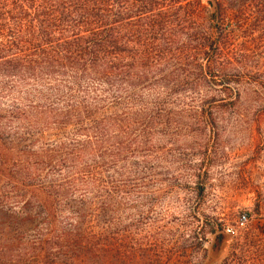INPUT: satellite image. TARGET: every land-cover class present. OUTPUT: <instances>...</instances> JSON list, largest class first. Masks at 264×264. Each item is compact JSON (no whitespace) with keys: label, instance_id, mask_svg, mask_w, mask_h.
<instances>
[{"label":"trees","instance_id":"16d2710c","mask_svg":"<svg viewBox=\"0 0 264 264\" xmlns=\"http://www.w3.org/2000/svg\"><path fill=\"white\" fill-rule=\"evenodd\" d=\"M212 1L211 10L210 0H0V147L14 128L23 154L12 163L0 158V188L10 185L16 190L11 197L24 200V225L47 222L30 243L0 241V256L17 251L18 259L32 264H87L113 251L99 242L102 208L83 210L80 200L66 223L54 219L59 210L46 192L57 189L56 197L64 186L75 187L74 172L56 185L43 186L42 177L64 160L80 161L90 140L100 142L109 133L105 140L116 143L109 137L122 125L124 108L143 114L137 121L145 131L146 109L162 106L161 93L176 85L166 75L192 74L218 100H239V82L258 74L257 61L249 63L264 59V0ZM150 89L157 92L149 97L144 91ZM206 124H215L211 112ZM49 129L56 130L55 140L42 138ZM67 129L73 135L63 138ZM34 141L38 148H32ZM34 191L43 195L30 216L25 197ZM4 212L0 206V216Z\"/></svg>","mask_w":264,"mask_h":264},{"label":"rangeland","instance_id":"374dc122","mask_svg":"<svg viewBox=\"0 0 264 264\" xmlns=\"http://www.w3.org/2000/svg\"><path fill=\"white\" fill-rule=\"evenodd\" d=\"M191 15L190 34L196 25L195 12ZM192 45L187 43L190 49ZM256 61L258 74L239 82L234 105L218 100L219 94L192 74L166 75L176 85L167 95L166 90L161 93L162 106L146 109L145 131L137 121L143 114L124 108L122 125L112 128L109 137L116 143L105 140L109 133L100 142L90 140L80 161L64 160L59 169L42 177L46 186L65 182L62 177L71 172L76 175L75 187L64 186L67 189L56 197L57 189L46 192L59 210L54 218L59 223L72 217L70 209L80 200L83 210L106 211L97 216L96 228L101 230L99 242L114 249L101 252L95 263L87 259V264H264V90L258 85L264 86V59L249 64ZM146 91L149 97L157 92ZM211 96L215 97L207 99ZM209 112L213 125L206 124ZM13 129L0 147V158L9 163L23 156ZM71 133L67 129L62 137ZM55 137L56 130L49 129L42 138ZM38 147L39 141H34L32 148ZM83 174L86 178H79ZM9 188H0L5 210L0 216L1 244L30 243L45 231L46 221L38 226L34 219L24 225V200L11 197L16 190ZM41 195L34 191L25 197L30 216L36 214L34 202ZM243 213L246 219L240 224ZM227 227L233 233L212 256L213 236ZM11 255L0 256V264H32L18 259L17 251Z\"/></svg>","mask_w":264,"mask_h":264},{"label":"water","instance_id":"95a60500","mask_svg":"<svg viewBox=\"0 0 264 264\" xmlns=\"http://www.w3.org/2000/svg\"><path fill=\"white\" fill-rule=\"evenodd\" d=\"M213 6H214L213 1L210 0L209 7L211 10L213 9ZM227 236H229V234L225 232H219L213 236L212 242L210 244V253L212 256H215L218 253L219 249L222 246L223 241Z\"/></svg>","mask_w":264,"mask_h":264},{"label":"built area","instance_id":"2783aa9c","mask_svg":"<svg viewBox=\"0 0 264 264\" xmlns=\"http://www.w3.org/2000/svg\"><path fill=\"white\" fill-rule=\"evenodd\" d=\"M245 219H246V214L243 213V214H241V215L239 216L238 221H239L240 224H242V223L245 221ZM223 232H225V233L231 235V234L233 233V230H232L231 228L227 227V228H225V229L223 230Z\"/></svg>","mask_w":264,"mask_h":264}]
</instances>
